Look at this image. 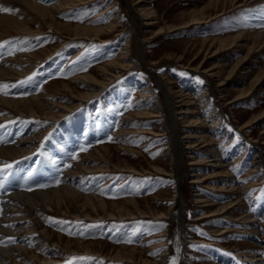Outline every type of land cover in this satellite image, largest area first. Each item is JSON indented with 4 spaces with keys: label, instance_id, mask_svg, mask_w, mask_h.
Listing matches in <instances>:
<instances>
[{
    "label": "rangeland",
    "instance_id": "rangeland-1",
    "mask_svg": "<svg viewBox=\"0 0 264 264\" xmlns=\"http://www.w3.org/2000/svg\"><path fill=\"white\" fill-rule=\"evenodd\" d=\"M147 1L157 15L158 22L154 25L147 24L145 17L127 0L77 1L64 7L55 16L63 23L104 26L116 19L118 28L105 31L95 39L70 40L62 48L61 42L67 38L64 30L45 24L36 17L34 10L28 9L31 13L28 18L25 6L20 2L9 0V5L6 3L11 10L7 13L17 15L24 12L18 18H27L30 29L23 32L13 30L6 37L1 36L0 57L20 52L30 56L54 47L48 57L40 53L33 55L35 66L31 71L9 82L13 88L12 97L37 94L48 89L54 80L68 81L91 72L96 73L97 83L105 75L121 71L87 100L77 99L68 89L51 95L53 101L71 106L64 109L66 113L61 120L40 116L14 118L13 123L29 121L34 125V133H42L38 135L33 151L18 158L30 162L33 157L35 167L44 163L41 166L44 171L31 176L35 180L32 188L58 186L67 170L76 167L77 163H84L83 155L93 153L97 160L87 162L91 163V168L85 171L87 175L80 182L78 177L74 178L72 184L82 187L86 186L87 178L93 179L90 180L93 181L90 190L109 203L135 198L140 209L150 211L147 215L135 217L104 214L91 218L73 204L62 210L44 208L37 219L31 217L30 223L35 221L38 229L27 241L31 242L29 248L38 256L26 253L28 262L148 264L145 260H162L165 264H246V258L250 256L240 253L248 252L260 255L264 264V118L244 126L264 108V80L248 97L234 99L261 68L263 62L260 60H264V54L257 51L248 57L245 65L254 68L248 74L242 67L232 69L246 53L245 48H222L215 55L207 49L214 37L222 38L238 31L231 26L233 23L263 17L264 0H252L232 9L227 7L225 13L217 17H207L184 28L173 27L189 19L196 10L206 13L220 11L225 0ZM106 8H109L106 13L96 15ZM125 44L133 62L130 67L111 66L106 72L98 69L115 58ZM203 65L215 69L209 71ZM220 66L221 71L213 75ZM88 82L74 81L79 91L92 90L94 86ZM186 95L188 101L184 103L180 99ZM170 102L174 104L173 109L169 108ZM181 108L190 111L185 120L178 123L174 113ZM75 114H79L80 124L57 137L60 148L71 143L73 133L79 135L86 131V135L77 139L79 144L76 141L74 150L68 155L59 150L48 159V141ZM174 123L176 132L182 135L188 130H197L199 134L207 131L208 140H198L193 148L187 147L189 139L186 137L182 143L176 144L169 126ZM4 126L9 128V125ZM103 145L110 149L107 157L95 155V148ZM178 150L183 151L182 155H177ZM189 153L195 155V164ZM212 153L225 163L227 175H224L223 166L208 161L213 157L209 156ZM74 156L77 158L73 159ZM48 161H53V165L49 163L51 167L46 164ZM194 178L199 182L192 181ZM224 185L227 187L223 188ZM201 195L214 202L213 205H202L203 201H198ZM230 204L233 207L227 212L199 217L200 212ZM245 214L256 218L251 223L253 226L243 219H236ZM43 226L69 239L93 241L97 251L66 249L53 245L54 238L40 242L39 238H46L39 233ZM122 245L135 246L140 253L134 259L117 258L115 248ZM163 252L166 254L161 256ZM221 255L233 260L229 262ZM85 257L87 259H83Z\"/></svg>",
    "mask_w": 264,
    "mask_h": 264
},
{
    "label": "bare ground",
    "instance_id": "bare-ground-1",
    "mask_svg": "<svg viewBox=\"0 0 264 264\" xmlns=\"http://www.w3.org/2000/svg\"><path fill=\"white\" fill-rule=\"evenodd\" d=\"M7 1L9 2V0H0V9H10V7L9 8L7 7L9 5ZM15 1L20 2L25 6L24 12L27 11L28 13V15L26 14L27 17L29 16L30 13L28 9L34 10V12H36V17H40V19H42L45 24L50 25L56 30H61V31L64 30L67 33L66 34L67 38H65V40L61 42L60 45L61 48L66 44H68L70 40H74L78 38L95 39L98 38L100 34L105 31L114 30L118 28L116 19L112 20L110 23L104 26L72 25L70 23H63L56 19L55 17L56 13L61 9H63L64 7L76 3L77 1H80V3H85L90 0H56L54 2L52 0H15ZM127 1L128 2L130 1V3L132 4L131 6H134L145 17L147 24L154 25L158 22L156 12L152 8V6L149 5V2L147 0H127ZM251 1L252 0H225L223 2L222 9L220 11H217L216 13L213 12L206 13L204 10H198V11L196 10L191 14L189 19L183 21L178 26H174L173 28H180V27L184 28L187 26L189 27L194 23L203 21L207 17H211V18L217 17L218 15L225 13L227 7H230V9H232L233 7H238L246 2H251ZM108 9L109 8H106L102 12H98L96 15L106 13ZM22 14L12 15L0 10V37L3 35H5L6 37L7 36L6 34L9 35L13 30L18 32H23L25 30L30 29V24L27 21V18L26 20L25 18L24 19L18 18ZM231 26L234 28L236 27L238 31H235L234 34L226 35L222 38L214 37L210 45L207 46V49H209V51L211 49L212 51L211 55H215L222 48L223 49H232L233 47H238L240 49L245 48L246 53L244 54L243 57L237 60L236 63H234L232 69L234 70L237 67H242L244 68V71L249 74L254 70V68L251 65L249 66L245 65L246 61H248V57L252 53L257 51H259L261 54L262 53L264 54V16L256 17V19L255 17H253L248 22L242 21L241 23H233ZM53 50L54 47L51 49L46 48L40 50L38 53H35L33 55H38L40 53L39 55H42L43 57H48L49 52ZM127 51H129V48L125 44L123 49H121V51L117 54L115 58L105 62L98 69H100L102 72H106L107 69L110 68L111 66H115L119 69L130 67L133 62ZM27 54L28 53L26 52H20L17 54L15 53V55L13 54V55L0 57V168H4V166L7 164L12 165V168L6 170V173L4 174L5 177L3 176V178H0V264H34L32 262H28L29 258L26 257L28 254L25 255L26 253L30 252L31 255H34V257L38 256L34 252L35 251L34 249L29 248L31 242L27 241L28 238H31V234L35 233V231L38 229V226H36L35 221L31 223L30 221H32L33 218L32 216H35L37 219L40 212L43 211L42 209L44 208H48L50 210H56V209L62 210L66 206L68 208L69 204H73L78 209H80V211L83 212L85 216L87 217L89 216L91 218L95 216H103L104 214H109L110 216L113 217L115 216L135 217L138 214L147 215L150 212L148 208L147 210L140 209L138 204H136L137 199L135 198H128L122 200L121 202L109 203L108 201L105 200V198L103 199L102 197L98 196L93 190L92 191L90 190L93 186V181L90 180L93 179L87 178V180L85 181L86 186H82V187H79L78 184L77 185L72 184L74 178L78 177V180L80 182L82 180L81 178L87 175L85 171L87 170V168H91L90 165L91 163L88 164L87 162L96 159L94 158L93 153L91 154L89 153L85 156L83 155V159L85 160L84 163L82 162L77 163L76 167L67 170L66 175L62 179L63 181L61 183L59 182L58 186L55 185L56 187H52V188H50L49 186V188L45 187L47 189H35V190L32 188V186H34L33 183L35 182V180H33L31 176H33L34 173L36 172L44 171V169L41 168V166L43 167L44 163L40 161L42 164L36 166L37 169H35L36 168L34 166L35 164L34 165L32 164V162H34V160L32 159L33 157L30 158L31 160L30 162L23 161V159L20 160L18 158H21L26 154L29 155L30 152L33 151V148L36 145L35 141L42 133L41 132L34 133L33 132L34 125L32 124L30 125L29 121L27 122L23 120L17 124L13 123L14 118L33 117V116L37 118V116H40V118H44V119L54 118L55 120L56 119L61 120V118H63L64 114L66 113V110L64 111V109H67L68 107L71 106L66 104H60L56 101H53V99L50 98L51 95L59 93L61 89H68L70 92H72V94H74V97H76L77 99L87 100L90 96H95L96 94H98L102 90V87H104L107 83H109L113 78L120 75L121 71H116L107 74L105 75L103 80L97 83H95L96 73H91V72L87 74H83L81 76L79 75L75 76L73 79L68 81L54 80L53 84L51 83H50L51 85L49 84L50 86L45 85V87L47 86L48 89L45 88L44 90L40 91L37 94H33L27 97H12L11 91L13 90V88L11 87L12 84L9 82L14 81L15 79H19L26 73L30 72L31 69L35 66L34 65L35 61L32 60L33 55L28 56ZM260 61L263 62L261 68L258 71H256L249 85L240 89L239 93L235 96L234 99L237 100L243 97H248V95L253 90H256L257 85L259 86L263 82L264 60H260ZM202 67L207 68L206 70L209 71L215 69L214 67L211 68V67H206L204 65ZM221 69L222 66H220L219 70H214L213 75H217L218 72L221 71ZM75 80L87 81V82L88 80H90V83L89 82L88 83L89 85L94 86V88L92 90L79 91L74 83ZM161 82L168 89L167 84L164 81ZM5 85L7 87H3ZM180 100L184 101V103L187 102L188 101L187 95L181 98ZM173 107L174 104L170 102L169 108L173 109ZM189 111L190 109L188 108H181L180 110L175 111L174 115H176V117L178 118L177 119L178 123L181 120L182 121L185 120L187 116L186 113ZM171 116H173L172 110H171ZM263 118H264V108L261 109L257 114H255L252 117V119L249 122H247L244 126L251 125L255 122L260 121ZM79 119H80L79 114H75L72 120L68 121L65 125H61L60 132L57 135H54L53 137L51 136L52 138L48 141L47 144V148L49 152L48 159H52L51 157L57 152H59V150L60 151L62 150L63 155H68V153H70L71 150H74L77 139H79V137H84L86 135V131L80 132L79 135L73 133L72 137L70 138L71 143L69 145L66 144V147L64 149H62L63 148L62 146H61L62 148H60L58 144L59 139H57V137L61 136V133H63L64 131H67L69 129L72 130L71 129L72 126L76 127V125H79L80 124V121H78ZM174 121H175V117H174ZM4 125H9V128H7ZM169 126L171 127L174 142L176 144L178 142L182 143V140H184V137H186L189 139L187 147L193 148L195 147V145L198 144V140L201 141L208 140L207 135L209 134L207 131L200 132L201 134H199L197 133V130H188L185 132V134L182 135V133L176 132L175 129L176 123H174V125L171 124ZM109 151H110L109 147L107 145H103L101 147L95 148V153H96L95 155H98L99 157H107ZM182 152H183L182 150H178L177 155L178 154L182 155ZM209 156H213V157H209L208 159V161L209 160L212 161L213 165L223 166L225 168L224 166L225 163L220 159H218L216 157V154L212 153ZM189 157L192 160V163L195 164L196 163L194 159L195 155L189 153ZM52 162L53 161H48L46 164L49 165V167H51L49 163L53 165ZM81 168H83V170H81ZM227 171L228 170H226L225 168L224 175H227L228 173ZM192 181L199 182L198 178H194L192 179ZM88 184H90L89 187H87ZM26 187H29L33 190H29V189L27 190L25 189ZM226 187H227L226 185L223 186V188ZM88 189L90 191H88ZM198 194L200 195V192ZM198 201L201 202L203 201L202 205L205 206H210L213 205L214 203V202H210L209 198H207L204 195L199 196ZM230 207L232 208L233 204L225 205L217 209L208 210L205 212H200L199 217L201 218L211 217L218 213L227 212ZM236 219H243L244 222H248L250 224L256 220V218L252 217L250 214L238 216L236 217ZM251 225L253 226V224ZM223 231H226V229L222 230L220 233H222ZM39 233H43L46 237L45 239L39 238L40 242L46 241L48 238H54L53 245L58 244L60 246L66 247V249L68 248L73 251H80V250L97 251L95 247V242L93 241L84 242L82 239H69L64 237L62 234H58V232L56 233L55 231L49 229L46 226H43ZM5 240L7 241L3 242ZM157 245H161V243H157ZM115 249L117 250V253L114 256L117 258L134 259L136 255L140 253L137 252L138 250L137 248H135V246L127 247L122 245L116 247ZM165 254L166 252H163L160 255L164 256ZM240 254L250 256L246 258L248 260V263L246 264H262L261 263L262 257L256 253L250 254L248 252H241ZM220 257L228 260L229 262L233 260V258H230L229 256L221 255ZM143 259L144 258H142L141 260ZM25 260H27L26 263L24 262ZM145 261H147L148 264H165L164 261L162 260L153 261V262H151L150 260H145Z\"/></svg>",
    "mask_w": 264,
    "mask_h": 264
},
{
    "label": "snow or ice",
    "instance_id": "snow-or-ice-1",
    "mask_svg": "<svg viewBox=\"0 0 264 264\" xmlns=\"http://www.w3.org/2000/svg\"><path fill=\"white\" fill-rule=\"evenodd\" d=\"M0 10H2L4 12H10L11 11L10 9H0ZM3 87H7V86L5 85ZM4 94H7V93H4ZM84 150H86V149H82V151H84ZM72 158L75 159L77 157L74 156ZM10 168H12V165L11 164H7V165L4 166V168H0V177H3L4 174L6 173V170L7 169H10ZM41 187H47V185H42ZM29 190H31V189H29ZM128 242L130 243L131 241H128ZM83 259H87V258L85 257ZM173 264H175V262H173Z\"/></svg>",
    "mask_w": 264,
    "mask_h": 264
}]
</instances>
